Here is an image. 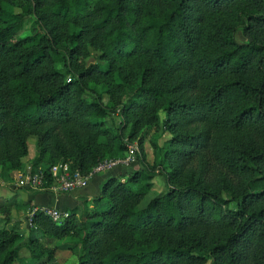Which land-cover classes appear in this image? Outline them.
<instances>
[{
	"label": "trees",
	"instance_id": "1",
	"mask_svg": "<svg viewBox=\"0 0 264 264\" xmlns=\"http://www.w3.org/2000/svg\"><path fill=\"white\" fill-rule=\"evenodd\" d=\"M27 14L39 29L17 37ZM91 49L106 63L87 64ZM112 106L120 129L101 120ZM160 111L171 138L149 142L169 168L163 192L140 206L153 183L135 169L60 222L36 210L33 225L74 239L76 264H264V0H0L1 173L22 167L34 136L44 169L87 174ZM3 208L0 264H12L22 233ZM44 247L30 254L52 258Z\"/></svg>",
	"mask_w": 264,
	"mask_h": 264
},
{
	"label": "rangeland",
	"instance_id": "2",
	"mask_svg": "<svg viewBox=\"0 0 264 264\" xmlns=\"http://www.w3.org/2000/svg\"><path fill=\"white\" fill-rule=\"evenodd\" d=\"M8 6L10 7V5ZM14 11L18 12L20 11V9L18 7H14ZM37 29H39V27L35 22L34 16L32 14H27L23 21L22 29L18 32L17 37H24L27 34H31L35 32ZM235 39L239 43H246L249 41L248 35L244 33L242 30H238L235 33ZM86 62L87 64L106 63L105 60L99 57V52L93 49H91V55L87 58ZM127 63L129 64L130 61H127ZM85 95H87V93ZM102 102L103 103L108 102L107 95L103 96ZM159 116H160V122L158 125H153L152 127L142 129L140 132H138L137 136L130 141H128L127 138L129 127H126L124 129L125 142L134 143L136 145L137 150L134 154V159L132 164L129 166L120 165V167L127 168L128 172H131L135 169H143L142 174L144 176L151 177L152 183H153L152 180L155 177L160 178L163 181V189L161 190L163 192L167 185L163 172L169 170V168L166 165V163L160 160V158L157 159L156 161L154 160V155H155L154 149L149 142L150 137H157V143L159 144V146H163L165 141L171 138V133L167 129L163 128V126L161 125V121L164 119V112L160 111ZM101 120L106 126H109L112 129H120L123 127L124 124V120L119 114V106L110 107L108 114ZM145 129L148 131L144 134L146 135V137L143 139V148H144V154L147 164L145 163L146 165L142 167L139 164V161L142 158V154L140 153V149H139V140L140 137L145 132ZM27 145H28V154L22 160L23 162L22 167L13 171L10 176H8L6 173H1L0 170V178L6 180L11 185H17L16 183H18L19 180L18 173L23 172L27 167H32L34 169L41 170L49 164L48 162L45 161H43L42 163L36 161V155L38 154L36 137L34 136L29 137L27 140ZM162 153L163 150L161 154ZM159 162L161 163L159 164ZM254 176L259 177L260 173H255ZM147 199H148V195H146L144 199L141 201L140 206H143L146 203ZM34 207L36 206L32 205L29 211H32ZM6 212L7 210L5 211L4 208L1 209L0 211V226H3L5 224L3 220L6 217ZM18 217H20V219L18 221H15L13 224H9V222L7 223L8 227L14 225L17 227L18 231L22 233V238L19 242L21 243V246L18 250V257L12 264H76L77 253L79 249L76 246L74 239H71L69 236L64 237L62 239H55L43 235L42 232L35 225L33 226L28 225L27 223L28 213L24 208L19 209ZM19 222H22L23 224L22 223L19 224ZM30 238L35 239L39 243V245L36 243L35 244L30 243L28 241ZM44 246L55 248L52 258H48L44 255L39 259H35L30 254L31 248L37 253H43L42 250H45ZM210 263L211 260L208 259L205 264H210Z\"/></svg>",
	"mask_w": 264,
	"mask_h": 264
},
{
	"label": "built area",
	"instance_id": "3",
	"mask_svg": "<svg viewBox=\"0 0 264 264\" xmlns=\"http://www.w3.org/2000/svg\"><path fill=\"white\" fill-rule=\"evenodd\" d=\"M136 150L134 143L126 142V151L123 156L105 158L99 161L87 174L78 170H71L67 162H58L41 170L27 167L23 172L18 173L19 180L16 184L18 187L33 191H46L55 194L68 193L86 187L90 178L95 174L109 171L120 165H131ZM36 210L42 211L54 222H60L69 216V212L65 210L36 206L28 214L27 223L30 226H33L32 217Z\"/></svg>",
	"mask_w": 264,
	"mask_h": 264
},
{
	"label": "crops",
	"instance_id": "4",
	"mask_svg": "<svg viewBox=\"0 0 264 264\" xmlns=\"http://www.w3.org/2000/svg\"><path fill=\"white\" fill-rule=\"evenodd\" d=\"M127 173L129 172L125 167H114L109 171L93 175L87 186L82 189L58 194L21 188L17 185H11L6 180L0 178V204L11 205V219L9 224H13L15 221L20 219V217H18L20 208H24L29 214V210L32 205L56 208L70 213L71 209L80 208L86 200L98 196L101 191L102 184L107 177L115 176L123 180ZM152 181L154 184L151 190L147 193L148 199L146 200V203L153 196H155L156 193L161 192L163 189V181L160 178L155 177ZM20 223L22 222H19V224Z\"/></svg>",
	"mask_w": 264,
	"mask_h": 264
}]
</instances>
